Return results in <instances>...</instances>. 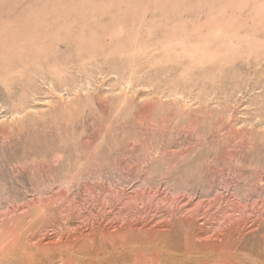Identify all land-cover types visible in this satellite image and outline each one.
<instances>
[{
    "label": "rangeland",
    "instance_id": "374dc122",
    "mask_svg": "<svg viewBox=\"0 0 264 264\" xmlns=\"http://www.w3.org/2000/svg\"><path fill=\"white\" fill-rule=\"evenodd\" d=\"M0 264H264V0H0Z\"/></svg>",
    "mask_w": 264,
    "mask_h": 264
}]
</instances>
